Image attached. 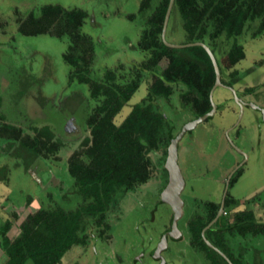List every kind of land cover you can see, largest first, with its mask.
Instances as JSON below:
<instances>
[{"label": "rangeland", "instance_id": "374dc122", "mask_svg": "<svg viewBox=\"0 0 264 264\" xmlns=\"http://www.w3.org/2000/svg\"><path fill=\"white\" fill-rule=\"evenodd\" d=\"M142 1L0 0V169L8 170V182L0 179V225L7 218L13 221L12 238L29 214L60 201L64 194L70 195L71 206L80 204V197L72 194L74 181L68 168L74 152L85 149L83 139L90 136L86 118L96 105L89 97L87 85L77 79L69 81L73 67L63 54L70 41L67 37H57L59 27L52 26V35L39 36L22 35L19 28L32 11L47 4L85 10L88 17L82 32L95 44L91 77L101 78L112 69L116 81L126 84L138 73L135 65L149 58V53L139 46V40L152 10L140 12ZM131 15L135 16L134 20L130 19ZM181 23L179 14H173L167 31L172 44L188 42ZM238 41L245 58L231 64L228 52L232 39L222 36L218 40L216 57L222 78L234 82L240 100L264 109V33L252 38L246 32ZM166 65L167 60H163L157 70L162 71ZM233 72L236 73L232 75ZM141 75V86L114 119L117 125L147 96L148 86L156 80L154 75L148 77L145 72ZM183 90V86H175L170 103L163 108L175 122L177 132L195 119L183 108ZM213 99L219 107L217 113L188 132L179 143V165L186 182L182 194L187 204L186 217L179 222L183 240L177 244L170 242L172 250L164 254L168 264H213L209 249L192 248L186 223L188 215L199 209L200 202L221 201L227 176L238 163L243 167L235 175L228 196L236 202L226 216L231 220L236 211L252 209L256 218L264 221V113L246 106L241 114L233 92L223 87L214 91ZM5 124L21 130L24 136H35L33 128L49 126L64 146L30 165L7 152L8 134L2 131ZM163 156V148L150 154L153 164L149 165V181L113 206L107 218L110 230L101 235V229L90 227L88 244L73 247L63 257L62 264H156L151 252L173 214L160 196L165 182L160 165ZM248 241L251 248L263 250L261 263L264 264V238ZM237 242L244 245L246 240L238 238ZM6 260V256L0 255V264ZM217 261L226 264L219 258ZM251 261L255 259L252 257Z\"/></svg>", "mask_w": 264, "mask_h": 264}, {"label": "trees", "instance_id": "16d2710c", "mask_svg": "<svg viewBox=\"0 0 264 264\" xmlns=\"http://www.w3.org/2000/svg\"><path fill=\"white\" fill-rule=\"evenodd\" d=\"M169 5L170 0L142 1L140 12L152 10L144 22L145 28L139 40V46L149 53V58L135 65L138 73L126 84L116 81L112 69H108L101 78L91 77L95 44L82 32L88 17L85 10L47 4L32 11L19 28L22 35L39 36L52 35V26H58L57 37H67L70 41L67 52L63 54L65 61L73 67L69 81L77 79L87 85L89 97L96 105L86 118L90 136L83 139L85 149L74 152L68 168L74 181L72 194L80 197V204L71 206L70 195L64 194L60 201H53L54 204L29 214L17 226L18 231L13 233V238L10 232L14 223L7 218L0 225V248L7 256L5 264H62L63 257L73 247L88 244L90 227L101 229V235L110 230L109 212L128 193L149 181V165L153 164L150 154L161 148L164 149V156L160 159L164 184L168 182L165 168L168 147L181 130L176 131L175 122L163 109L164 104L170 103L175 86H183V108L198 118L212 109L210 93L216 82L213 62L204 47L176 46L202 42L216 57L218 40L224 36L232 39L228 55L231 64H236L245 58L239 37L246 32L252 38L264 33V0H174L164 37ZM175 13L179 14L188 39L185 44H172L167 39L169 23ZM134 17L131 15L130 19L134 20ZM163 60H167V65L158 71L157 66ZM220 71L222 75L221 68ZM141 72L148 77L154 75L156 80L148 86L147 96L135 104L117 125L115 117L141 86ZM221 81L228 86L234 85L233 81L227 82L223 78ZM33 130L35 136H24L14 126H2L3 133L8 134L5 139L7 152L30 165L64 146L49 126ZM7 172V168L0 169L2 181L8 182ZM235 181L234 176L231 185ZM235 202L226 197L225 214L206 230L205 237L233 264H262L263 250L255 246L251 248L248 239L264 238V221H259L252 209L236 211L230 220L226 215ZM219 208L220 203L200 202L199 209L188 215V229L197 248L203 251L207 248L212 252L210 259L213 264H219L217 258L229 264L205 243L202 236V231L217 216ZM238 238L245 239L246 243H238ZM247 257L251 260L253 257L255 261Z\"/></svg>", "mask_w": 264, "mask_h": 264}, {"label": "water", "instance_id": "95a60500", "mask_svg": "<svg viewBox=\"0 0 264 264\" xmlns=\"http://www.w3.org/2000/svg\"><path fill=\"white\" fill-rule=\"evenodd\" d=\"M173 3H174V0H170V5H169L168 12H167L166 19H165V26H164V33H163L164 37H165L166 28L168 25L170 13H171V10L173 7ZM193 45H200V46L205 48V50L207 51V53L209 54V56L213 62L214 68H215L216 82H215V85H214V87L210 93V100H211L212 109L209 112H207L206 114H204L198 118H195L194 120H192L190 122H187L182 127V129L178 133V135L172 139V141L168 147V155H167V158L165 161V168L168 172V183L161 191V199L163 202H165L166 204H168L172 208L173 219H172L171 230L163 235L161 243L155 252L156 256H158L160 254V252L163 251L167 247V235L175 236V235L180 233V231L178 229V222L183 218L184 212H185V210H184L185 201L182 198V194H183V191L185 189L186 182H185L183 173H182L180 165H179V150H178L179 143L181 142V140L184 138V136L188 132L193 131L194 129L197 128V126H199L200 124L204 123L205 121L211 119L216 114V112L218 110V106L214 102V99H213L214 91L218 87L227 88L230 91H232L234 94V97L237 101V104L241 108V114H242V111L244 110L245 105L252 106L255 109H261V111L264 113L263 108H260L259 106H256L251 102L244 103L242 100H240L238 98L237 93L234 90V88L226 86L224 83H222V81H221L222 75H221V71H220L217 59H216L214 53L212 52V50L206 44H204L202 42H197V43L180 45V46H176V47H187V46H193ZM241 117H242V115H240L239 121L237 122V124L235 126H237L239 124ZM233 173H232V175H233ZM232 175H230L228 178L227 186H226V190L224 192V196H223V200L221 203L220 210H219L217 216L203 230V236H205L206 230L209 229L214 223H216L224 212L225 198H226L227 191H228L229 181H230ZM216 250L228 260V258L223 253H221L218 249H216Z\"/></svg>", "mask_w": 264, "mask_h": 264}, {"label": "flooded vegetation", "instance_id": "af4514ba", "mask_svg": "<svg viewBox=\"0 0 264 264\" xmlns=\"http://www.w3.org/2000/svg\"><path fill=\"white\" fill-rule=\"evenodd\" d=\"M226 85V84H225ZM226 86H228V85H226ZM229 87H232V86H229ZM232 88H234V87H232ZM227 89V88H226ZM229 90V89H228ZM244 103H249L248 101H245V100H242ZM239 106V105H238ZM246 106H249V105H245L244 107H246ZM259 106V105H258ZM260 108H261V106H259ZM239 108H240V106H239ZM218 109H219V107H218ZM241 109V108H240ZM257 110H260L261 111V109H257ZM218 111V110H217ZM217 113V112H216ZM237 127V126H236ZM235 126L233 127V128H236ZM242 167H243V165H241L240 163H238L235 167H234V169L233 170H231V172L228 174V176H227V179H226V182H225V186H224V189L226 190V186H227V181H228V178H229V176L230 175H232V173H233V175H232V177H231V179L237 174V172H239L241 169H242ZM231 179H230V181H229V185H228V191H227V195H226V197L227 196H229V189H230V187H231ZM168 183V182H167ZM167 183L165 184V186L167 185ZM225 190L223 191V196H224V192H225ZM161 191V190H160ZM160 196H161V192H160ZM182 198H183V195H182ZM184 199V198H183ZM222 200H223V197L221 198V201L220 202H218V203H220V207H221V203H222ZM225 200H226V198H225ZM184 201H185V199H184ZM213 202V201H212ZM185 206H186V201H185ZM184 210H185V207H184ZM219 210H220V208H219ZM219 210H218V212H219ZM224 210H225V207H224ZM184 214H185V212H184ZM218 214V213H217ZM223 214H225V211L223 212ZM222 214V215H223ZM172 219H173V214H172ZM172 219H171V221H170V224H169V226H168V228L166 229V230H164L163 231V233L161 234V237H160V240H159V242L157 243V245L155 246V248L152 250V252H151V255H152V257H153V259H154V261L156 262V264H168V261H167V259L165 258V256H164V254H167L169 251H171L172 250V247H171V245H170V242H174V244H177V243H179V242H181L182 240H183V238H184V232H183V229H181L180 227H179V222L182 220H180L179 222H178V229H179V231H180V233L179 234H177V235H175V236H171V235H167V247L163 250V251H161L160 252V254L158 255V256H156V254H155V252H156V250L158 249V247H159V245H160V243H161V240H162V237H163V235L164 234H166L167 232H169L170 230H171V225H172ZM210 224V223H209ZM208 224V225H209ZM215 224V223H214ZM213 224V225H214ZM186 225H187V228H188V223H186ZM207 225V226H208ZM212 225V226H213ZM206 226V227H207ZM205 229V228H204ZM202 236H203V231H202ZM203 239H204V241H205V243L208 245V246H210L211 248H213V249H218L217 247H215L205 236H203ZM193 240V239H192ZM192 248H197L196 247V245H195V243H194V241L192 242ZM219 250V249H218ZM217 251V250H216ZM221 253H223L221 250H219ZM218 252V251H217ZM220 254V253H219ZM224 254V253H223ZM221 255V254H220ZM225 255V254H224ZM222 256V255H221ZM226 256V255H225ZM227 257V256H226ZM223 258H225L224 256H223ZM226 259V258H225ZM227 260V259H226ZM227 262L229 263V264H231V261L228 259L227 260Z\"/></svg>", "mask_w": 264, "mask_h": 264}, {"label": "crops", "instance_id": "0c3cea01", "mask_svg": "<svg viewBox=\"0 0 264 264\" xmlns=\"http://www.w3.org/2000/svg\"><path fill=\"white\" fill-rule=\"evenodd\" d=\"M0 251H1V249H0ZM1 253H3V254H1ZM0 255H3V256H6V255H4V252L3 251H1L0 252ZM7 257V256H6ZM7 261V260H6ZM6 262H4V264H5Z\"/></svg>", "mask_w": 264, "mask_h": 264}]
</instances>
